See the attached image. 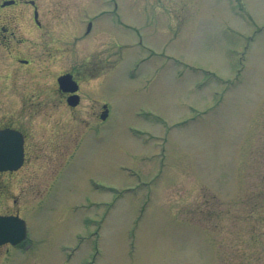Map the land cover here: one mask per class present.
Returning <instances> with one entry per match:
<instances>
[{
  "label": "rangeland",
  "instance_id": "rangeland-1",
  "mask_svg": "<svg viewBox=\"0 0 264 264\" xmlns=\"http://www.w3.org/2000/svg\"><path fill=\"white\" fill-rule=\"evenodd\" d=\"M52 8L48 67L82 75V99L35 116L25 165L0 175V214L28 228L0 264H264V0ZM19 91L0 121H28Z\"/></svg>",
  "mask_w": 264,
  "mask_h": 264
},
{
  "label": "flooded vegetation",
  "instance_id": "flooded-vegetation-1",
  "mask_svg": "<svg viewBox=\"0 0 264 264\" xmlns=\"http://www.w3.org/2000/svg\"><path fill=\"white\" fill-rule=\"evenodd\" d=\"M52 6L53 0H0V91L9 98L11 94L20 93L23 96L26 93L19 90H24L26 85L30 86L28 100L25 99L24 102L23 97L19 99L17 96L20 106L13 110L27 117L28 121L24 119L25 121L22 122L21 116L12 115L11 118L0 121V129L12 128L22 134L24 161L21 169L28 159V148L36 143L33 140L34 132L32 133L35 116L41 114L49 116L58 110L73 115V111L78 109L82 99V75L74 68L53 73L48 67L50 63L57 65L58 59L56 47L58 38L53 25L55 19H52ZM59 54L60 60L71 58L66 48ZM62 73L71 74L72 79L78 84L79 98L74 106L67 104V97L72 93L59 89L58 76ZM16 91L19 93L16 94ZM40 93L46 94L44 102L38 100ZM72 115L71 117L74 118ZM41 137L46 139L41 143L55 142L52 140L53 137L45 135ZM13 172L15 171L6 173L13 174ZM5 191H9L8 185Z\"/></svg>",
  "mask_w": 264,
  "mask_h": 264
},
{
  "label": "water",
  "instance_id": "water-1",
  "mask_svg": "<svg viewBox=\"0 0 264 264\" xmlns=\"http://www.w3.org/2000/svg\"><path fill=\"white\" fill-rule=\"evenodd\" d=\"M21 145L19 133L10 129L0 131V170L14 169L21 164ZM25 234L26 228L22 219L18 216L0 215V244L7 241L15 244L22 240Z\"/></svg>",
  "mask_w": 264,
  "mask_h": 264
}]
</instances>
